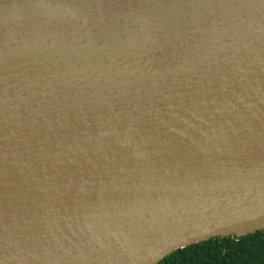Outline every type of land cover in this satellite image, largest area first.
<instances>
[{"label":"water","instance_id":"water-1","mask_svg":"<svg viewBox=\"0 0 264 264\" xmlns=\"http://www.w3.org/2000/svg\"><path fill=\"white\" fill-rule=\"evenodd\" d=\"M257 230L264 0H0V264Z\"/></svg>","mask_w":264,"mask_h":264},{"label":"trees","instance_id":"trees-1","mask_svg":"<svg viewBox=\"0 0 264 264\" xmlns=\"http://www.w3.org/2000/svg\"><path fill=\"white\" fill-rule=\"evenodd\" d=\"M157 264H264V230L215 236L177 248Z\"/></svg>","mask_w":264,"mask_h":264}]
</instances>
